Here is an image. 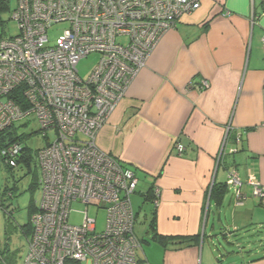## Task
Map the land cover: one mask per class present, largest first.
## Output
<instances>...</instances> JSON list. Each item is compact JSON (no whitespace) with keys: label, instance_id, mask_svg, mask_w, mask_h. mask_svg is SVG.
I'll return each mask as SVG.
<instances>
[{"label":"crops","instance_id":"0c3cea01","mask_svg":"<svg viewBox=\"0 0 264 264\" xmlns=\"http://www.w3.org/2000/svg\"><path fill=\"white\" fill-rule=\"evenodd\" d=\"M263 36L264 0H200L161 36L98 131V148L142 178L134 194L152 204L146 193L159 188L147 224L177 237L161 244L147 233L138 264H264V206L248 185L236 203L226 184L236 169L264 185Z\"/></svg>","mask_w":264,"mask_h":264},{"label":"built area","instance_id":"2783aa9c","mask_svg":"<svg viewBox=\"0 0 264 264\" xmlns=\"http://www.w3.org/2000/svg\"><path fill=\"white\" fill-rule=\"evenodd\" d=\"M0 1L9 7L11 0ZM15 1L10 19L17 32L0 36V131L33 116L43 136L54 132L38 150L41 197L29 214L23 264H138L131 202L136 172L95 140L158 40L200 0ZM61 23L66 27L51 43L48 30ZM90 53L100 58L82 79L76 65ZM18 87L27 108L10 96ZM207 87L201 81L200 88ZM174 146L179 154L185 150L180 142ZM226 184L236 203L247 198L242 187L248 185L264 206V185L251 172L243 181L231 169ZM151 195L156 206L159 188L152 186ZM74 203L85 205L80 223L69 222ZM89 206L104 209L102 230H96Z\"/></svg>","mask_w":264,"mask_h":264},{"label":"rangeland","instance_id":"374dc122","mask_svg":"<svg viewBox=\"0 0 264 264\" xmlns=\"http://www.w3.org/2000/svg\"><path fill=\"white\" fill-rule=\"evenodd\" d=\"M16 6V1L11 0L9 2V9L0 11V36L10 37L16 34L17 27L15 22L10 19L11 11ZM66 24H56L48 30V37L50 42H54V39L61 33ZM100 58L98 53H90L85 57H82L76 65L77 74L80 78L86 79L90 74L93 67L96 65ZM17 133L19 135H26L23 141V145L30 148L33 153L42 148L47 139L42 135L40 131V125L33 116H27L26 118L14 123ZM52 139L54 132L48 131L47 138ZM39 171L35 168L34 164L27 169L24 166L18 165L17 167L9 170L6 165L0 161V199L2 201V207H0V253L1 264H23L25 255L27 253V235L29 224V213L33 207L38 206L41 197V186L39 184ZM35 182L34 188L29 189V185ZM142 178H140L139 185L137 187H143ZM4 191H11L12 197L3 195ZM231 192V191H229ZM131 202L134 210L138 212L137 220L134 226L136 235L139 238H145L147 234V222L144 219V214L148 215L152 209L151 203H144L142 197L138 194L131 196ZM85 209V205L80 203H74L72 205V212L69 215L70 223H80L82 217V211ZM88 213L91 217L96 219V230H102L105 225V211L104 209H96L94 206L88 207ZM211 221V219H210ZM258 235L256 238H260V235H264V229H257ZM244 230H241L242 233ZM247 238V237H246ZM254 238V239H256ZM144 246V244H143ZM142 253L138 250V255Z\"/></svg>","mask_w":264,"mask_h":264},{"label":"trees","instance_id":"16d2710c","mask_svg":"<svg viewBox=\"0 0 264 264\" xmlns=\"http://www.w3.org/2000/svg\"><path fill=\"white\" fill-rule=\"evenodd\" d=\"M9 9L7 6L6 2H2L0 1V11L1 10H6ZM10 96L12 97V99L19 104L22 108H27V103L26 100L24 99V97H22L20 91H19V87L17 89H15ZM44 137L47 139V135L45 134ZM26 138V135H19L17 133V129L15 128L14 124L10 125L8 128H5L3 130L0 131V161H2L6 167L9 170H12L13 168L17 167L18 165L20 166H24L27 169H29L31 167V164L35 165V168L38 169L40 175V169H39V163H38V150L35 151L34 153L32 151H30L31 149L28 148L26 145H23V141ZM48 143V140L46 141V143L44 145H46ZM13 145H16L18 150L16 153H11V150H9ZM40 175H39V184H40ZM35 182L33 181L30 185H29V189L31 190L32 188H34L35 186ZM223 188L222 185H217L215 186L213 189H218L216 193H223L225 191V189H220ZM151 191H152V187L150 188L149 192H147L146 194V200L147 201H151ZM3 195L7 197H12V192L11 191H4ZM214 196L216 197V194H214ZM2 201L0 199V207H2ZM36 209V207H33L30 210V213L32 211H34ZM29 213V214H30ZM137 215V214H136ZM28 231V235H30L31 233V228L30 225L28 224V228L25 229ZM148 235H150L151 239L153 241L159 242L161 244H166L167 242H172L173 240H177L175 236H167V235H163L160 234L157 229H156V224L154 219L150 220L148 222L147 225V232ZM137 236V235H136ZM138 238V237H137ZM184 239H186L187 241H192L194 240V238L191 237H187ZM139 244H141V242L143 241H147L144 238H138ZM137 254V252H136ZM1 253H0V258L1 257ZM0 262H3L2 260H0ZM1 264V263H0Z\"/></svg>","mask_w":264,"mask_h":264},{"label":"water","instance_id":"95a60500","mask_svg":"<svg viewBox=\"0 0 264 264\" xmlns=\"http://www.w3.org/2000/svg\"><path fill=\"white\" fill-rule=\"evenodd\" d=\"M223 151V147L221 148V152Z\"/></svg>","mask_w":264,"mask_h":264}]
</instances>
